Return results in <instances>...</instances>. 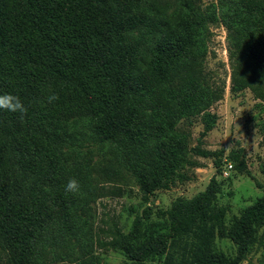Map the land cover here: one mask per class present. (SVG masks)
Wrapping results in <instances>:
<instances>
[{
    "label": "trees",
    "instance_id": "1",
    "mask_svg": "<svg viewBox=\"0 0 264 264\" xmlns=\"http://www.w3.org/2000/svg\"><path fill=\"white\" fill-rule=\"evenodd\" d=\"M215 25L226 30L230 93L249 89L264 112V0H0V95L27 109H0L7 264H107L100 249L121 254L120 264H243L264 245V193L225 225L214 179L166 211L145 207L126 234L94 228L105 183L136 186L147 201L189 180L194 157L211 155L201 138L223 94L205 65ZM259 124L264 133V117ZM228 158L246 170L238 151ZM71 179L76 193L65 192ZM215 237L235 255L217 251Z\"/></svg>",
    "mask_w": 264,
    "mask_h": 264
},
{
    "label": "rangeland",
    "instance_id": "2",
    "mask_svg": "<svg viewBox=\"0 0 264 264\" xmlns=\"http://www.w3.org/2000/svg\"><path fill=\"white\" fill-rule=\"evenodd\" d=\"M211 2L216 0H201L202 6ZM210 31L205 65L206 69L213 73L215 83L222 85L223 89L222 97L209 108V112L216 115L215 125L201 138L202 149L211 155L205 158L194 157L199 167L189 170V180L169 190L159 191L147 201L136 186L122 182L105 183L108 192L94 204V228L97 233L99 229L116 227L126 234L130 231L135 216L141 215L145 207H150L154 213L159 210L166 211L176 200H190L203 192L212 179L219 185L216 205L225 210V225L233 216H237L241 209L248 207L263 195L264 175L261 166L264 163V133L259 124L260 119L264 117L261 108L263 103L255 98L249 89L236 95L230 93L231 68L226 30L221 25H215L211 26ZM202 129L199 118L187 129L191 136V146L197 144ZM231 151L240 153V160L244 162L246 170L235 171L233 162L228 158ZM215 161H218V167L215 166ZM155 220V215H152L150 221ZM151 224L147 221L145 226ZM166 230L168 229L163 231ZM213 246L230 257L235 255L236 248L228 239L215 237ZM96 253L107 264H120L124 260L121 254L113 250L100 249L96 250ZM0 264H7L2 251ZM145 264H161V260L155 259ZM243 264H264V245H256Z\"/></svg>",
    "mask_w": 264,
    "mask_h": 264
},
{
    "label": "clouds",
    "instance_id": "3",
    "mask_svg": "<svg viewBox=\"0 0 264 264\" xmlns=\"http://www.w3.org/2000/svg\"><path fill=\"white\" fill-rule=\"evenodd\" d=\"M47 99L48 102L51 103L57 100L58 96L53 94L50 95ZM0 109L12 113H20L21 116H23L27 112V109L23 106L20 98L18 96H14L8 93L0 95ZM78 191H79V183L75 179L69 180L65 185V192L76 193Z\"/></svg>",
    "mask_w": 264,
    "mask_h": 264
},
{
    "label": "water",
    "instance_id": "4",
    "mask_svg": "<svg viewBox=\"0 0 264 264\" xmlns=\"http://www.w3.org/2000/svg\"><path fill=\"white\" fill-rule=\"evenodd\" d=\"M52 264H55V263H52Z\"/></svg>",
    "mask_w": 264,
    "mask_h": 264
}]
</instances>
